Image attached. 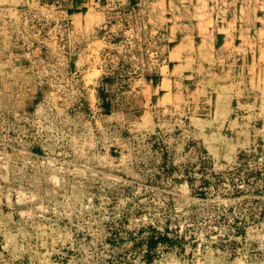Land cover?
<instances>
[{
  "label": "rangeland",
  "instance_id": "rangeland-1",
  "mask_svg": "<svg viewBox=\"0 0 264 264\" xmlns=\"http://www.w3.org/2000/svg\"><path fill=\"white\" fill-rule=\"evenodd\" d=\"M0 264H264V0H0Z\"/></svg>",
  "mask_w": 264,
  "mask_h": 264
}]
</instances>
